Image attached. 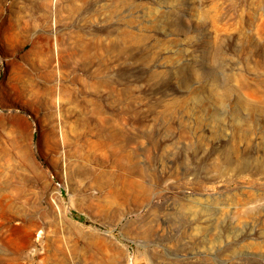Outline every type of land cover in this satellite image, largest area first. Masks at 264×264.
I'll return each instance as SVG.
<instances>
[{"label": "rangeland", "instance_id": "rangeland-1", "mask_svg": "<svg viewBox=\"0 0 264 264\" xmlns=\"http://www.w3.org/2000/svg\"><path fill=\"white\" fill-rule=\"evenodd\" d=\"M131 262L264 264V0H0V264Z\"/></svg>", "mask_w": 264, "mask_h": 264}, {"label": "bare ground", "instance_id": "bare-ground-1", "mask_svg": "<svg viewBox=\"0 0 264 264\" xmlns=\"http://www.w3.org/2000/svg\"><path fill=\"white\" fill-rule=\"evenodd\" d=\"M77 44H78V47L82 48L83 49V46H85V49H83L85 52H86V48H87V43L85 42L84 38L82 36H77ZM116 134V137L119 136V132L116 131L115 132ZM119 161V159H117ZM130 264H134V263H130Z\"/></svg>", "mask_w": 264, "mask_h": 264}]
</instances>
